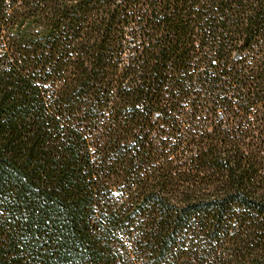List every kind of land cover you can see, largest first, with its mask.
<instances>
[{"label":"trees","instance_id":"16d2710c","mask_svg":"<svg viewBox=\"0 0 264 264\" xmlns=\"http://www.w3.org/2000/svg\"><path fill=\"white\" fill-rule=\"evenodd\" d=\"M0 264H264V0H0Z\"/></svg>","mask_w":264,"mask_h":264}]
</instances>
